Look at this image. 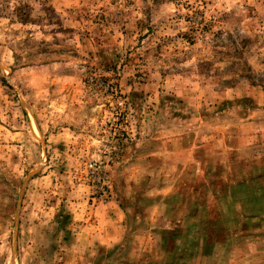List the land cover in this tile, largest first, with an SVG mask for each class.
I'll return each mask as SVG.
<instances>
[{"label": "rangeland", "instance_id": "rangeland-1", "mask_svg": "<svg viewBox=\"0 0 264 264\" xmlns=\"http://www.w3.org/2000/svg\"><path fill=\"white\" fill-rule=\"evenodd\" d=\"M0 264H264V0H0Z\"/></svg>", "mask_w": 264, "mask_h": 264}]
</instances>
